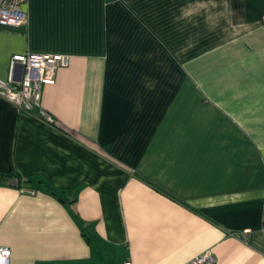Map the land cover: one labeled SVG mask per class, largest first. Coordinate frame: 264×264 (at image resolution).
<instances>
[{
    "label": "crops",
    "instance_id": "0c3cea01",
    "mask_svg": "<svg viewBox=\"0 0 264 264\" xmlns=\"http://www.w3.org/2000/svg\"><path fill=\"white\" fill-rule=\"evenodd\" d=\"M25 8L0 78L17 53L69 62L42 88L52 122L0 97L11 263L264 264V0Z\"/></svg>",
    "mask_w": 264,
    "mask_h": 264
},
{
    "label": "built area",
    "instance_id": "2783aa9c",
    "mask_svg": "<svg viewBox=\"0 0 264 264\" xmlns=\"http://www.w3.org/2000/svg\"><path fill=\"white\" fill-rule=\"evenodd\" d=\"M28 0H0V25L17 26L27 22L25 5ZM69 58L62 53H17L10 59L7 79L0 78V97L17 109L37 114L52 122L53 116L41 106L42 88L55 79L57 70L68 65ZM33 193L34 191H29ZM264 234V218L261 226ZM250 230L243 229L241 236L247 240ZM3 264L11 263V249L0 247ZM216 257L210 251L200 253L184 264H215ZM123 264H131L127 261Z\"/></svg>",
    "mask_w": 264,
    "mask_h": 264
},
{
    "label": "trees",
    "instance_id": "16d2710c",
    "mask_svg": "<svg viewBox=\"0 0 264 264\" xmlns=\"http://www.w3.org/2000/svg\"><path fill=\"white\" fill-rule=\"evenodd\" d=\"M1 179H7L8 182H11L12 180L17 179L18 181H20V178L18 176H12V175H8V174H0Z\"/></svg>",
    "mask_w": 264,
    "mask_h": 264
},
{
    "label": "snow or ice",
    "instance_id": "6c2138e0",
    "mask_svg": "<svg viewBox=\"0 0 264 264\" xmlns=\"http://www.w3.org/2000/svg\"><path fill=\"white\" fill-rule=\"evenodd\" d=\"M0 264H3V260H2V257H0Z\"/></svg>",
    "mask_w": 264,
    "mask_h": 264
}]
</instances>
